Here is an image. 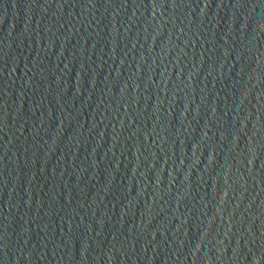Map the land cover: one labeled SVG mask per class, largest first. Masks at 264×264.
<instances>
[{
  "label": "water",
  "instance_id": "obj_1",
  "mask_svg": "<svg viewBox=\"0 0 264 264\" xmlns=\"http://www.w3.org/2000/svg\"><path fill=\"white\" fill-rule=\"evenodd\" d=\"M0 264H264V0H0Z\"/></svg>",
  "mask_w": 264,
  "mask_h": 264
}]
</instances>
